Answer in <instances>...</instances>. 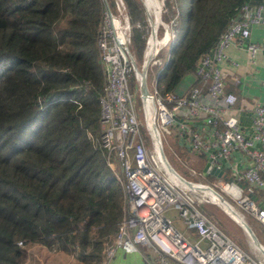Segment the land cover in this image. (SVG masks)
<instances>
[{
  "label": "trees",
  "instance_id": "obj_1",
  "mask_svg": "<svg viewBox=\"0 0 264 264\" xmlns=\"http://www.w3.org/2000/svg\"><path fill=\"white\" fill-rule=\"evenodd\" d=\"M166 1L165 18L187 2ZM244 1H188L159 73L161 90L194 71ZM124 2L129 47L141 58L144 5ZM102 9L103 0H0V264H30L32 244L101 264L118 229L124 195L99 136Z\"/></svg>",
  "mask_w": 264,
  "mask_h": 264
},
{
  "label": "built area",
  "instance_id": "obj_2",
  "mask_svg": "<svg viewBox=\"0 0 264 264\" xmlns=\"http://www.w3.org/2000/svg\"><path fill=\"white\" fill-rule=\"evenodd\" d=\"M141 1L149 24L142 51L146 96L140 95L142 67L134 68L129 59V53L133 55L129 47L131 24L124 0H114L115 8L103 0L96 36L98 61L104 73L99 96L100 143L124 195V213L104 248L101 264H108L116 247L132 251L140 250L139 246H146L150 254L142 253L141 260L126 264H264L260 251L244 249L205 212L201 203L213 201L209 193H200L202 189L170 172L159 152L162 136L174 132L195 152H205V162L222 167L231 179L213 174L215 180L211 181L205 170L191 166L195 179H188L216 191L245 221L248 214L264 227V102H254L252 130L246 131L235 112L237 95L226 89L221 68L228 44L249 37L252 25L264 24V2L241 3L239 12L221 30L213 46L197 58L195 82L179 93L161 90L159 83L160 70L169 55L162 56L163 50L159 51L176 36L177 10L164 19V0ZM245 48L248 57L254 59L257 52L264 51V37L246 40ZM155 65L159 67L147 78L145 68L152 70ZM130 74L139 90L143 121L151 135L149 142L140 132L136 102L128 83ZM237 150L246 160L241 167L234 166L231 159ZM116 166L121 169V178ZM255 189L262 191L260 202L254 196ZM169 207L175 208L186 227L196 233L195 239L173 223L166 213Z\"/></svg>",
  "mask_w": 264,
  "mask_h": 264
},
{
  "label": "crops",
  "instance_id": "obj_3",
  "mask_svg": "<svg viewBox=\"0 0 264 264\" xmlns=\"http://www.w3.org/2000/svg\"><path fill=\"white\" fill-rule=\"evenodd\" d=\"M111 8L113 7L111 6ZM238 12L239 9L237 13ZM263 37L264 24L252 25L249 37L243 38L242 40L236 39L228 44L226 47V57L221 62V68L226 82V89L233 91L237 95V100L234 104L235 112L237 113L239 121L246 131L252 130V106L254 102L257 100L264 102V51L257 52L255 58L250 59L245 48V43L248 39L257 40ZM195 80L196 75L194 71L186 74L179 82L180 85H177L174 91L179 93L186 91L187 88L193 82H195ZM181 87L182 89L180 90ZM196 122L197 121L194 123ZM172 136H174V140L179 146L178 149L186 153L190 160H193L195 163L201 165L200 169H203L202 167L205 163L206 153L195 152L192 148H190L187 140L185 141L176 132H174V134L169 137ZM231 159L233 161V165L238 167L244 165L246 161L243 153L238 150L234 151ZM254 196L257 198V201L260 202L262 197L261 189H255ZM168 215L171 216L170 214ZM171 218L173 223L182 231H184L188 237L195 239L196 233L193 230L188 229L184 222L183 225L181 223L179 224V222L175 223L173 219L174 217L171 216ZM33 245L36 244H32V246ZM139 248L140 250L124 251L120 247H116L114 254L110 258L108 264H126L133 261H139L143 258L142 253L145 254L148 252L150 254V249L148 250L146 246H139ZM39 249L42 255H44L46 258L52 256L60 257L63 254L61 252H56L55 254L47 253V251H45L44 248L40 246Z\"/></svg>",
  "mask_w": 264,
  "mask_h": 264
},
{
  "label": "rangeland",
  "instance_id": "obj_4",
  "mask_svg": "<svg viewBox=\"0 0 264 264\" xmlns=\"http://www.w3.org/2000/svg\"><path fill=\"white\" fill-rule=\"evenodd\" d=\"M188 1L189 0H187L186 3H183L182 5H180L177 8L178 9V20H180V22L182 21L181 29L184 28V14H185V11L188 7V3H189ZM164 2L167 5V8L165 10V12H166L169 10V7H168L167 1L164 0ZM111 6L114 8V5H111ZM162 16L164 19H166L164 17V11L162 13ZM176 26L178 28V26H179L178 22L176 23ZM161 51H162V53H160V55H162V56H165L169 53V51H170V42L169 41L165 42V44L162 46V48L159 52H161ZM132 52H133L137 67H142L143 54L140 58L139 56L136 57L135 52L133 50H132ZM158 67H159V65H155L152 67V70L150 69V67L145 68L147 78L153 74L154 68H158ZM128 83H129V87L133 93V97H134L135 102H136V110H137V114L139 117L140 132L142 133L145 140L147 142H149L151 135L149 134V132L145 126V123L143 121L141 99L139 96V90H138L137 85H136V80L134 79V75L130 74ZM178 85H180V83ZM181 89H182V87L180 88V90ZM100 134H101V132H100ZM171 135L172 134H170L168 136L167 135L162 136L163 150H164V153H165L167 159L169 160L171 165L185 178L195 179V175L191 173L189 167L190 166L194 167L198 171L200 169L201 165L195 163L193 160H190V158L188 157V155L186 153H184L183 151L178 149L179 146L176 144V141L174 140V136L169 137ZM115 171L118 174V176L121 178L122 177L121 176V169L116 166ZM115 176H116V174H115ZM205 176H207V175H205ZM207 179L211 180V181L215 180L213 177H208V176H207ZM202 205L205 208L212 210V212L209 213V215L215 219V217H214V214H215L222 222V223H219L216 220V223L220 227H222L229 235H231L244 249H249L251 251L259 253V250L252 244L250 236L246 232V230L243 228V226L240 225L236 220H234L230 216V214H228L223 209V207L220 204H218L215 201H206V202H202L201 206ZM166 213H168L172 217H174L173 219H174L175 223L179 222V224L181 223L183 225L182 218L179 216V214L175 208H173V207L167 208ZM246 222L251 226V228L255 232L257 238L264 245V227L261 226L260 224L258 225L257 222L253 221V219L248 214L246 216ZM30 251H31V256L29 259L30 264H80L72 256L64 254V253L60 257L52 256V257L46 258L44 255H42V253L39 249V246H37V245L31 246Z\"/></svg>",
  "mask_w": 264,
  "mask_h": 264
},
{
  "label": "water",
  "instance_id": "obj_5",
  "mask_svg": "<svg viewBox=\"0 0 264 264\" xmlns=\"http://www.w3.org/2000/svg\"><path fill=\"white\" fill-rule=\"evenodd\" d=\"M129 59L131 64L133 65L134 68L137 69V64L135 61V58L133 57V55L131 53H129ZM140 95L141 96H146L148 94V89L146 86V77H145V71L142 65V68L140 69ZM159 152L161 155V158L165 164V166L167 167V169L172 172L174 175H176L177 177H179L181 180H183L184 182H186L187 184L196 187V185L198 187H200L199 189H204L206 188L205 185H200L198 183H196L195 181H192L188 178H185L183 175H181L169 162V160L167 159L163 148L161 146H159ZM203 170H205L206 172L212 173V174H216V175H224L227 179H231V176L229 175V173H227L225 170H223L222 167L217 168L216 166L212 165L211 163H209L208 161H206L203 165ZM209 191V193L213 196V197H217L219 198V201H216L218 204H220L222 207L223 205L221 204V197L217 194H215L214 192H212L210 189H207ZM223 202V201H222ZM223 209L230 214V216L236 220L240 225L243 226V228L246 230V232L249 234L250 239L252 244L264 255V245L260 242V240L257 238L255 232L253 231V229L251 228V226L243 219L241 218L236 212H230L228 210L227 207H223ZM233 214L238 215L240 218L237 217H233Z\"/></svg>",
  "mask_w": 264,
  "mask_h": 264
},
{
  "label": "bare ground",
  "instance_id": "obj_6",
  "mask_svg": "<svg viewBox=\"0 0 264 264\" xmlns=\"http://www.w3.org/2000/svg\"><path fill=\"white\" fill-rule=\"evenodd\" d=\"M159 146V145H158ZM196 188H200V187H198L197 185H196ZM207 189H210V188H208L207 186H206V188H205V190L204 189H202V190H198L200 193H202V194H205L206 192L207 193H209V191L207 190ZM212 192H214L215 194H217V192L216 191H214L213 189H210ZM209 195L212 197L211 199L213 200V201H219V198H217L216 196L215 197H213L210 193H209ZM218 195V194H217ZM209 196V197H210ZM222 200V199H221ZM223 201V200H222ZM221 201V204L223 205V207H227L228 208V210L230 211V212H233L232 210H230V208L224 203V202H222ZM233 217H237V218H240L238 215H234L233 214Z\"/></svg>",
  "mask_w": 264,
  "mask_h": 264
},
{
  "label": "clouds",
  "instance_id": "obj_7",
  "mask_svg": "<svg viewBox=\"0 0 264 264\" xmlns=\"http://www.w3.org/2000/svg\"><path fill=\"white\" fill-rule=\"evenodd\" d=\"M177 10V13H178V9H176ZM178 23H179V20H178ZM178 29V28H177ZM173 41V40H172ZM172 41L170 42V45H171V43H172Z\"/></svg>",
  "mask_w": 264,
  "mask_h": 264
}]
</instances>
